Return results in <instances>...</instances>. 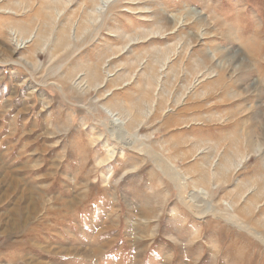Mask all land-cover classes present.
Returning <instances> with one entry per match:
<instances>
[{"label": "rangeland", "instance_id": "rangeland-1", "mask_svg": "<svg viewBox=\"0 0 264 264\" xmlns=\"http://www.w3.org/2000/svg\"><path fill=\"white\" fill-rule=\"evenodd\" d=\"M0 264H264V0H0Z\"/></svg>", "mask_w": 264, "mask_h": 264}, {"label": "bare ground", "instance_id": "bare-ground-1", "mask_svg": "<svg viewBox=\"0 0 264 264\" xmlns=\"http://www.w3.org/2000/svg\"><path fill=\"white\" fill-rule=\"evenodd\" d=\"M111 154H112V151H111Z\"/></svg>", "mask_w": 264, "mask_h": 264}]
</instances>
